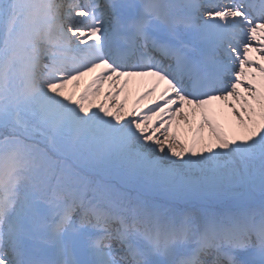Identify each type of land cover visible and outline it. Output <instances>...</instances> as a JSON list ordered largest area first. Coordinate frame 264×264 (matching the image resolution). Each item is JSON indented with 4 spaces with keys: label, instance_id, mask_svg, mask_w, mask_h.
Instances as JSON below:
<instances>
[{
    "label": "snow or ice",
    "instance_id": "obj_1",
    "mask_svg": "<svg viewBox=\"0 0 264 264\" xmlns=\"http://www.w3.org/2000/svg\"><path fill=\"white\" fill-rule=\"evenodd\" d=\"M0 264H264V0H0Z\"/></svg>",
    "mask_w": 264,
    "mask_h": 264
}]
</instances>
